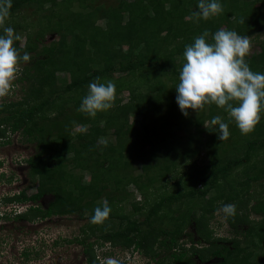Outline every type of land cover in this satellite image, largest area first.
I'll list each match as a JSON object with an SVG mask.
<instances>
[{"label": "trees", "instance_id": "obj_1", "mask_svg": "<svg viewBox=\"0 0 264 264\" xmlns=\"http://www.w3.org/2000/svg\"><path fill=\"white\" fill-rule=\"evenodd\" d=\"M60 1L67 9L73 2L11 0L9 14L32 4L42 8L50 3L52 10ZM221 3L222 13L198 21L192 15L198 11V0H120L116 6L97 5L57 17L54 24L59 38L44 46V56L25 65L13 82L12 86L22 85L23 99L0 98V145L8 143L11 134L20 133L38 147L26 161L40 189L4 197L8 202L32 203L18 217L77 214L82 218L88 214L92 218L94 209L105 202L111 207L115 200H125L130 184L147 195L151 187L168 180L178 164L176 159L196 153L197 141L207 146L211 165L192 167L182 182L185 189L156 196L144 220L133 213L123 215L117 227L109 228L104 223L111 213L102 222L93 223L91 219L87 235L101 230L98 239L72 241L86 246L89 264H100L95 253L99 241L100 246L110 242L142 250L156 264H200L198 260L205 264H264V192L253 202L244 198L258 184L264 191V114L253 131L242 134L225 109L215 103L195 110L193 118L191 109L185 116L176 102L175 88L185 62L183 52L195 37L208 30L211 41V35L220 28L242 36L264 30V0ZM84 6L89 5L84 2ZM99 19H104L105 25L98 23ZM4 26L5 20L0 33ZM43 34L44 30L40 31L36 40ZM15 46L23 55L30 54L36 44L34 41L21 47L16 41ZM245 59L252 71L264 72V41L258 53ZM145 70L150 74L143 77L151 76L146 91L137 85L141 77L136 74L139 71L142 76ZM61 71L70 72L71 80L55 87ZM116 72L124 74L116 79ZM97 77L100 82L113 81L116 90L130 89V96L123 101L116 91L113 107L93 117L79 108L89 83ZM69 98H73L72 104ZM215 116L229 124L227 140L217 139L218 126L211 123ZM206 121L210 125L204 126ZM191 123L196 125L195 130L185 142L177 129L188 128ZM78 126H87V130L75 133ZM110 134L114 141L100 142ZM136 161L143 162L140 173H135ZM86 173L91 175L89 181ZM48 193L53 200L44 209L38 202ZM227 203L236 206L235 215L228 217L234 236L220 238L231 245L209 238L212 230L205 221ZM140 204L135 214L144 211ZM241 209L244 211L239 213ZM176 211V215H169ZM253 215L261 218L255 220ZM190 221L196 222L198 244L205 242L207 246H198L192 233H188L190 246L180 242ZM28 252L24 251L25 255Z\"/></svg>", "mask_w": 264, "mask_h": 264}, {"label": "rangeland", "instance_id": "obj_2", "mask_svg": "<svg viewBox=\"0 0 264 264\" xmlns=\"http://www.w3.org/2000/svg\"><path fill=\"white\" fill-rule=\"evenodd\" d=\"M84 2L88 3L89 6L82 7ZM119 2L120 0H73L69 5V9L65 8L66 5L62 2L52 7V10L50 3H46L42 8H39L37 4H32L11 15L9 14L5 18L6 26L13 27L15 32L20 35V46L25 47L26 44L29 42L33 43L34 41L36 44L35 49L30 53L31 59L28 62L21 61L18 71L19 75L25 65L44 56L42 53L44 46H48L59 38L54 24L57 17L65 16L70 11L78 12L82 9L95 8L97 5H102L103 7L116 6ZM259 4L258 2L257 5ZM97 21L105 25L104 19ZM42 30H44V34L40 35V39L36 40V35ZM248 37L251 42L249 54L258 53L261 50V42L264 41V30L254 32V34ZM122 74L124 73L116 72L114 76L117 79ZM136 74L138 78L141 77V84L137 83V85H139L141 90L146 91V85L151 76L147 77L148 79H145L143 76L150 74V71L145 70L142 76L139 71ZM70 80V72L61 71L58 73V82L55 87L65 85ZM116 91L123 98V101L128 100L130 89L125 87L122 91L118 89ZM24 96L25 93L22 91V85L15 84V86L11 87L8 94L0 96V98L3 100L21 101ZM69 102L72 104L73 98H69ZM190 115L194 118L196 115L195 110H191ZM208 125L210 123L206 121L204 126ZM195 126L191 123L188 128L177 129V132L179 135H184L183 140L187 142L186 137L195 130ZM81 129L86 131L87 126H78L74 132L76 133ZM9 139L8 143L0 145V264H89L88 255L84 251L86 246L76 240L72 241L73 239H85L87 237L86 242H93L102 233L101 230L96 231V234L88 237L87 233L91 232V217L87 216L88 214L82 218L77 214L53 215L46 218L37 217L35 219L20 218L18 217V213L25 210L32 203H17L4 200V195H10L21 190H26L27 194H32L37 192L41 186L38 178L31 174V168L26 161L29 156L37 153L38 147L35 143L25 141L20 133L11 134ZM105 140L114 141L113 134L102 138L100 142ZM194 146L197 150L196 153L193 156L189 155V157L176 159L178 160V164L176 169L170 173L168 180L162 183L159 182L155 187H151L147 195H143L142 191L138 190L135 185L130 184L127 187L128 196L126 199L115 200L114 204L111 205L110 213L112 216L107 218L104 225L110 226L109 228L117 227L121 216L132 213L138 219L144 220V213L148 210L150 203L155 202L156 196H159L160 193L170 194L180 189H185L182 182L186 180L187 173L192 167L203 166L208 168L211 165L207 146L205 144L198 145L197 141L194 143ZM142 163V161H136L135 173L141 172L140 166ZM235 175L238 179L240 178L239 174L235 173ZM90 177V173L85 174L86 181H89ZM263 192V185L258 184L251 189L250 195H246L244 198H250L249 201L253 202ZM52 200L53 195L48 193L43 195L38 203L46 209ZM140 203L144 205V211L136 212L135 214L134 209L136 206H141ZM179 205L181 209H184V204L179 203ZM243 211L244 209H241L239 213ZM176 214L177 211L171 212L169 215ZM252 217L255 220L261 218V216L256 215ZM205 221L208 223L207 227L212 230V235L209 238L213 236L214 239H219L220 242L231 245L230 242L224 240L225 238H220H231L234 236L228 217L225 218L223 213L218 214L216 211L215 217H211ZM188 233H192L193 241L198 243L200 234L197 231L196 222H188L183 229L182 237L179 240L180 242L188 243L186 246L190 242L188 240ZM239 238L243 239V235L240 234ZM101 242L99 241V243L95 244L96 258L100 264H104L107 257H114L120 260L121 264H156L157 262L151 258V255L146 254L142 250L134 249V247L127 249L123 246L113 245L110 242H106L100 246ZM202 245L207 246L205 242L199 243V246ZM26 249L30 250V254L28 252L25 255L24 250ZM198 263L205 264L200 260H198Z\"/></svg>", "mask_w": 264, "mask_h": 264}, {"label": "clouds", "instance_id": "obj_3", "mask_svg": "<svg viewBox=\"0 0 264 264\" xmlns=\"http://www.w3.org/2000/svg\"><path fill=\"white\" fill-rule=\"evenodd\" d=\"M10 7L11 0H0V25L8 16ZM197 7L198 11L192 14L197 21L223 12L221 0H198ZM208 37L209 31L205 30L195 37L193 43L185 46V62L175 88L176 102L185 116L189 115V109L197 110L205 104L215 103L225 109L242 134H247L253 131L264 114V72L252 71L245 59L251 47L248 36L220 28L211 35V41ZM20 39L10 26H4L0 33V96L10 92L21 61L31 59L28 52L21 55L20 49L15 46ZM115 93L113 81L100 82L97 77L95 82L89 83L88 93L82 98L79 110L93 117L98 111L109 110L113 107ZM211 123L218 126V140L229 138V124L220 116H215ZM110 212L111 208L105 202L103 207L94 209L92 222H102ZM217 213H223L225 218L234 216L236 206L223 204ZM191 244L189 242L188 246ZM104 264H121V261L107 257Z\"/></svg>", "mask_w": 264, "mask_h": 264}, {"label": "flooded vegetation", "instance_id": "obj_4", "mask_svg": "<svg viewBox=\"0 0 264 264\" xmlns=\"http://www.w3.org/2000/svg\"><path fill=\"white\" fill-rule=\"evenodd\" d=\"M13 195H14V193H13V194H10V195H9V194H7V195H4V196L6 197V196H13ZM29 206H30V205H28V207H29ZM28 207H27L25 210H23V211H20V213H22V212L26 211V210L28 209ZM20 213H19V214H20ZM24 251H28V250L26 249V250H24ZM29 251H30V250H29Z\"/></svg>", "mask_w": 264, "mask_h": 264}]
</instances>
